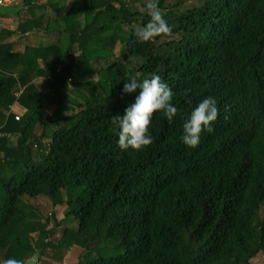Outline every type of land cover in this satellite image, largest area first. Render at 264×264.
I'll use <instances>...</instances> for the list:
<instances>
[{
	"label": "trees",
	"instance_id": "16d2710c",
	"mask_svg": "<svg viewBox=\"0 0 264 264\" xmlns=\"http://www.w3.org/2000/svg\"><path fill=\"white\" fill-rule=\"evenodd\" d=\"M32 2L0 29V261L39 249L49 264L76 246V264H251L264 252V0H159L173 32L146 43L145 0ZM16 33L48 41L15 51L2 39ZM151 73L178 114L157 112L154 143L121 150L111 117L139 94L126 80ZM210 96L214 131L190 148L183 125Z\"/></svg>",
	"mask_w": 264,
	"mask_h": 264
},
{
	"label": "clouds",
	"instance_id": "9594fccd",
	"mask_svg": "<svg viewBox=\"0 0 264 264\" xmlns=\"http://www.w3.org/2000/svg\"><path fill=\"white\" fill-rule=\"evenodd\" d=\"M144 7L150 19L135 31L137 41L153 42L157 37L170 36L174 26L165 19L159 0H145ZM126 81L123 93L132 94L139 90V94L122 116L111 117V123L118 128V147L121 150L141 151L154 143L150 132L153 116L161 112L171 123L179 110L173 103L175 93L159 74L151 73L144 78L133 75ZM218 115L216 99L211 96L203 99L183 125L182 142L190 148H196L205 130L208 133L214 131L212 124ZM39 257V249H36L24 259L10 257L0 261V264H40Z\"/></svg>",
	"mask_w": 264,
	"mask_h": 264
},
{
	"label": "rangeland",
	"instance_id": "374dc122",
	"mask_svg": "<svg viewBox=\"0 0 264 264\" xmlns=\"http://www.w3.org/2000/svg\"><path fill=\"white\" fill-rule=\"evenodd\" d=\"M21 1V0H20ZM19 1V2H20ZM51 2H55L57 4H68L69 0H51ZM190 5L192 4H185L186 8L187 6L190 7ZM65 6V5H64ZM136 9L140 10V11H144V9L140 6H138V4H136ZM20 8H18L17 10L19 11ZM66 7H64L61 11V13L65 12ZM7 10H4V12H6ZM16 10H14L15 12ZM10 13V12H9ZM18 14V18H22L24 16H26V12L21 10L19 12H16ZM51 13V11H50ZM16 16V15H15ZM4 26H6L7 28H15V21L14 19H10L9 20H4L3 22ZM52 32L50 35V40H53L55 38V35ZM26 43L30 44V45H36L37 43H42L43 44H47L46 42L48 41L47 39H45V37L43 36V33H36L35 35H29L26 38ZM22 43V42H21ZM36 83L39 85L40 89L45 92L46 91V86L44 83V80L38 79L36 80ZM16 115H20L21 112L20 111H16ZM41 132V123H37L34 125L31 134L32 135H39ZM30 203L39 211L40 215L42 217L44 216H48L50 213H53V217L55 221H59L60 219H62L63 216V209H64V205H58L55 207L51 206V202L43 197H38L34 200H30ZM53 226V221L50 220L48 223V227L51 228ZM60 234V229L57 228L55 230V234L53 236V238H57ZM81 250L76 247L73 246L71 248H69L68 250L64 251L62 254V258L60 261H54V260H50L49 264H76L77 260H78V256L80 255ZM44 260V259H43ZM44 262H48V261H44ZM251 264H264V252H259L253 259L250 260ZM41 264H43V261H41Z\"/></svg>",
	"mask_w": 264,
	"mask_h": 264
},
{
	"label": "crops",
	"instance_id": "0c3cea01",
	"mask_svg": "<svg viewBox=\"0 0 264 264\" xmlns=\"http://www.w3.org/2000/svg\"><path fill=\"white\" fill-rule=\"evenodd\" d=\"M20 0H15L13 3L11 4H7L6 7H3L0 9V29H4V30H8V31H13L16 28V25L19 21L20 18H18V14L13 13L14 10L18 9L19 5L22 4V0L19 2ZM47 0H34V2H32L33 4H44ZM4 10H7L6 12H4ZM10 12V13H9ZM10 19H14L15 21V28H7L6 26H4L3 22L4 20H9ZM30 35V34H29ZM29 35H25V36H21L20 34H11L9 36H3L2 41L3 42H9V43H13V49L15 51H22L25 44H26V38ZM31 35H35V34H31ZM22 42V43H21ZM10 111L13 113H17L16 111H22L21 108L14 104L10 107Z\"/></svg>",
	"mask_w": 264,
	"mask_h": 264
},
{
	"label": "built area",
	"instance_id": "2783aa9c",
	"mask_svg": "<svg viewBox=\"0 0 264 264\" xmlns=\"http://www.w3.org/2000/svg\"><path fill=\"white\" fill-rule=\"evenodd\" d=\"M15 0H0V7H4L7 4L13 3ZM18 116L15 115L14 119L17 120Z\"/></svg>",
	"mask_w": 264,
	"mask_h": 264
}]
</instances>
